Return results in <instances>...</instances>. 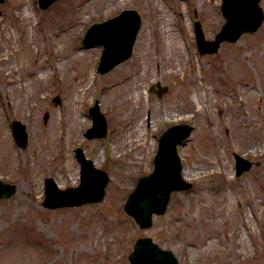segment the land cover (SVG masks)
<instances>
[{"label":"rangeland","instance_id":"obj_1","mask_svg":"<svg viewBox=\"0 0 264 264\" xmlns=\"http://www.w3.org/2000/svg\"><path fill=\"white\" fill-rule=\"evenodd\" d=\"M219 3L0 1V177L15 183L0 197V264H129L140 234L182 264H264V17L200 52L193 19L213 36L224 19ZM124 6L141 15L131 53L99 72L102 44L83 45V31ZM156 80L167 85L161 93L149 88ZM95 98L107 130L87 137ZM12 117L25 124L24 144ZM176 121L192 124L177 144L191 185L171 189L165 210L139 226L124 198L152 168L159 133ZM75 145L108 172L103 195L43 205L45 175L60 186L79 181ZM233 150L259 162L236 173Z\"/></svg>","mask_w":264,"mask_h":264},{"label":"water","instance_id":"obj_2","mask_svg":"<svg viewBox=\"0 0 264 264\" xmlns=\"http://www.w3.org/2000/svg\"><path fill=\"white\" fill-rule=\"evenodd\" d=\"M1 1V0H0ZM53 0H37L42 7ZM220 8L224 20L213 36L205 35L201 20L195 17L193 28L196 45L200 52H214L223 39L235 40L243 31L257 28L264 17L263 7L259 0H221ZM1 14V8H0ZM141 15L133 6L121 7L117 12L102 19L93 20L86 26L81 41L83 45L102 44L96 69L105 71L118 61L127 57L132 50ZM150 85L161 93L166 84L155 81ZM59 100V95H54ZM91 123L83 130L87 137L102 136L106 133L107 122L99 107L98 99L88 106ZM46 116V112L44 114ZM11 132L18 144L27 140L25 124L17 117L10 120ZM192 124L188 121H176L168 124L158 135L157 147L153 154V166L140 173L133 187L126 194L123 207L131 214L139 226L152 223L153 213L163 212L169 199L171 189L186 188L191 180L181 173L182 162L177 144L191 131ZM79 160V181L75 184L60 186L55 178L47 174L43 180V197L45 206L72 205L99 199L105 190L108 172L93 163L81 145L74 146ZM234 168L236 173L247 169L258 159H251L237 150H233ZM15 190L13 181L0 177V197L8 196ZM129 264H182L170 247L160 245L150 234L137 235L131 249L127 253Z\"/></svg>","mask_w":264,"mask_h":264},{"label":"bare ground","instance_id":"obj_3","mask_svg":"<svg viewBox=\"0 0 264 264\" xmlns=\"http://www.w3.org/2000/svg\"><path fill=\"white\" fill-rule=\"evenodd\" d=\"M27 13H29V11L27 10ZM183 167V166H182ZM183 172H184V175L187 176L188 175V170L187 168H183ZM74 179H75V176H74Z\"/></svg>","mask_w":264,"mask_h":264},{"label":"flooded vegetation","instance_id":"obj_4","mask_svg":"<svg viewBox=\"0 0 264 264\" xmlns=\"http://www.w3.org/2000/svg\"><path fill=\"white\" fill-rule=\"evenodd\" d=\"M259 1H260V0H259ZM220 2H221V0H220ZM219 5H220V3H219ZM220 9H221V8H220ZM221 12H222V11H221ZM222 14H223V13H222ZM194 19H195V18H194ZM194 19H193V20H194Z\"/></svg>","mask_w":264,"mask_h":264}]
</instances>
